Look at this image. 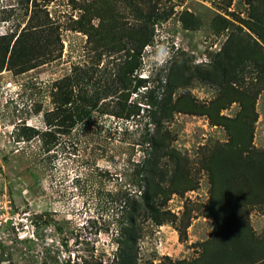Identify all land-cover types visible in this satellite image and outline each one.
Wrapping results in <instances>:
<instances>
[{
  "label": "rangeland",
  "instance_id": "obj_1",
  "mask_svg": "<svg viewBox=\"0 0 264 264\" xmlns=\"http://www.w3.org/2000/svg\"><path fill=\"white\" fill-rule=\"evenodd\" d=\"M247 101L264 151V0H0V264H195Z\"/></svg>",
  "mask_w": 264,
  "mask_h": 264
},
{
  "label": "trees",
  "instance_id": "obj_2",
  "mask_svg": "<svg viewBox=\"0 0 264 264\" xmlns=\"http://www.w3.org/2000/svg\"><path fill=\"white\" fill-rule=\"evenodd\" d=\"M185 25L189 28L187 23ZM81 100L83 105L79 114L88 116L93 100L90 101L86 94ZM159 105V102L153 103V106ZM250 121H256V113L254 105L247 101L242 115L230 121L232 124L238 123L242 132L231 135V141L223 146L212 165L213 191L209 214L216 219L217 224L212 240L205 244L204 256L195 264H264V239H258L240 215L245 207L264 204V151H257L250 146ZM148 144L157 153L156 142ZM156 153L151 152V157H146L144 161V181L148 186L152 181L154 184L156 174L147 167L153 163L152 155L158 160ZM245 171H249V176ZM246 177L249 179L248 186L242 181ZM155 186L159 187L158 184ZM155 195V192L150 195L148 191L141 199L142 207L157 221L160 211L154 205ZM132 225L133 221L127 232H130L134 242L136 236L133 235ZM125 242L122 241L121 245Z\"/></svg>",
  "mask_w": 264,
  "mask_h": 264
}]
</instances>
